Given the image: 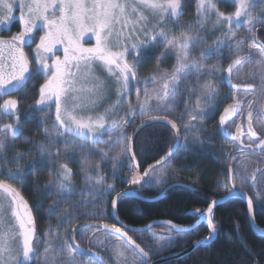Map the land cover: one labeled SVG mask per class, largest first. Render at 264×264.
<instances>
[{"label":"snow or ice","instance_id":"6c2138e0","mask_svg":"<svg viewBox=\"0 0 264 264\" xmlns=\"http://www.w3.org/2000/svg\"><path fill=\"white\" fill-rule=\"evenodd\" d=\"M229 2L235 5V11L226 14L217 7L218 0H195V19L187 22V30H180L176 34L174 29H166L163 25L169 23V18L172 24L180 25V17L185 14V9L189 6L188 0H0V25H10L14 19V12L17 10L21 24V31L8 39L0 38V97L10 96L12 92L24 89L34 76L43 75L45 81L40 85L39 99L30 107L26 119L31 118L32 108H47L51 111V106L54 104L56 135L53 136L45 128V139L49 145L62 140L65 145H71L73 149L70 155H66L67 162H61L59 149L53 151L46 145H35L39 149L38 154L28 162L25 166L26 170L22 171V166L18 163L15 171H6L5 167L0 166V175L7 177V179H0V264H24V262L33 264V261L35 264H79L73 244L69 241L75 242L77 232L89 227L102 228L109 234L106 237L107 240L117 241L113 245V252L110 253L112 264H128L127 250H121L119 243L121 240L133 250L131 264H149L152 257L159 255L160 251L177 246L176 240L181 234L194 231L191 225L184 228L172 221L163 222L168 227V232L151 233L153 242L159 247L155 250H145L128 236L124 226L117 227L116 223L82 224L72 229L70 235L61 241L59 250L64 255L57 256L55 242L47 240V237L51 235V229H49V232L44 234L46 242L41 258L38 255L39 243L36 239L33 207L24 199L19 189L8 180L23 185L29 176L47 168L49 175L55 177V181L50 180L44 185L47 190L45 198L49 195L61 197L56 204L49 206V215H54L59 205L69 202L74 194L75 186L71 183L74 173L69 163L76 162L83 171L86 186L90 184L97 186L90 189L93 196H104L107 193L111 197L110 208L113 212L118 209L120 198L124 195L123 192H116L112 184L106 188L103 187L105 180L100 172V164L87 165L88 156L85 157V162L76 161V149L83 154L85 146L68 139L69 136L89 140L93 145L92 148L87 149L89 155L99 152L102 162L109 158V152L114 143H122L121 150L111 158L115 169L116 162L121 157L127 156L129 160H135L136 157L132 150L134 136H129L126 131L129 124L135 123L136 119L141 121L136 132L156 124L170 125L174 142L168 152L155 164L149 165L143 176L133 173L131 180L125 181L136 185L147 177L146 182L150 183L154 169L162 165L171 166L170 161L175 150L181 147L179 143L181 129L185 135H190L196 130L198 124H202L219 111L217 105L213 103L220 94L213 83L215 77L221 83L226 82L236 93L228 97L233 103L225 106L219 117V126L223 134L226 137L231 136L234 141L233 152L239 151L242 154L245 149H258L264 153V137L259 136L253 126L255 120L259 128L264 130V119H261L264 117V102H261L264 101V45L257 44L256 36L257 30L264 32V10L259 13L251 11L257 4H264V0H229ZM213 14L216 18L213 28L223 30L225 36L223 39L218 38L212 45H207L201 33ZM152 18L156 19V23L149 28ZM37 21L41 23L37 24ZM225 24H227L226 28ZM197 25H199L198 28ZM233 25L236 29L242 25L245 26L247 35L238 37L233 30ZM37 29L45 30L44 35L39 37V43L36 44L35 49L25 52V47H30L34 40V30ZM170 32L173 33L171 36ZM85 33H91L95 37V44L92 47H84L80 43ZM246 40L250 41L247 48L251 51L248 52L245 50ZM57 45H63V59L55 55L54 49ZM159 46H163L165 51L158 60L156 72L143 80L145 85L152 83L157 87L152 90L145 87L143 101L139 97L141 89H137L136 106L133 107L129 103L124 109V116L130 119L111 120L109 123L106 117L119 114V109L129 95L130 84L140 83L137 68L145 59L144 54ZM223 48L231 49L228 56L224 58L230 61L226 68L202 65L201 61L213 55L223 56ZM196 49H199L198 58L193 55ZM30 55L33 57L31 62ZM129 55L135 57L132 63L127 60ZM254 55L259 56L256 64L259 65L260 71L249 76L248 79L252 82L242 80V65L251 61ZM169 56L174 57L176 61L172 71H161L160 64ZM52 57L55 58L52 59ZM48 59H51V64L46 62ZM97 68L105 70L117 85V100L105 110L104 114L78 116L75 113L96 112L105 100L103 94L105 85L95 74ZM88 80L97 83L87 89L77 86ZM234 80L241 82L234 83ZM202 81L207 82L201 83ZM187 83H194L195 87L185 88L184 92L189 98L197 96V99L191 108L188 106V101L185 102V110L181 117L188 115V121L185 123L181 119L180 125H177L176 120L169 119V116L178 107V96L182 94L181 85ZM257 86L262 91L260 101H257L255 97L246 99L245 96L240 95L255 92ZM83 92H87L92 98L85 101L81 95ZM27 94L25 92V95ZM151 101L154 103H150ZM21 102H23L22 99L8 98L0 104V120L5 116L14 118L13 122L0 124V160H8L5 152L9 146L14 145L15 139L23 134V122L18 115V105ZM254 109L256 115H254ZM245 110H247V133L249 134L247 143L241 139L245 133L239 125H235L234 119L237 116L243 117ZM39 124L42 125L43 121ZM232 125L237 127L235 134L229 131ZM203 131L204 128L201 127L200 132ZM113 132L116 133L115 137L110 136L107 141L103 140L105 134ZM24 141L28 142V137H24ZM101 142L108 145L107 150L95 147ZM191 143L203 150L204 141L199 138V135ZM182 147L188 149L189 146L184 144ZM65 151L67 154V149ZM26 155L31 153L19 152L13 160L18 162ZM228 158L234 159L232 153H229ZM135 167L138 168L139 164L137 163ZM226 170L228 182L218 183L217 187L223 186L228 196H243L246 199L248 215L254 219L257 207L264 210V167L258 166L249 173L246 165L236 163L234 166L228 165ZM92 172L97 174L94 181ZM236 180H239V185ZM165 182L166 179L159 181L161 185ZM258 182L261 184L260 189H257ZM245 186L252 191L253 195H247ZM112 193L115 195L113 196ZM81 203L85 207L89 204L96 206L92 200ZM217 204L218 201L213 199L206 211L199 208L191 210L197 214V227L200 223L206 222L209 235L204 237V240L215 239L219 234L218 225L214 220V209ZM41 207L43 204L39 203L36 210L39 211ZM71 215V211L65 212L61 219H67ZM200 217H203V220ZM81 218L106 220L107 216L103 213L85 211L76 217V219ZM71 224L72 222L69 221L70 227ZM236 227L238 229L239 225L237 224ZM150 229L151 225H147L144 230L150 231ZM173 232L177 235L173 236ZM95 235L93 233L85 239L91 241ZM56 239H60L59 234ZM196 243L200 244L201 241ZM241 244L247 247L243 239ZM77 250L83 253V250L78 249V245ZM100 264H108V261L101 257Z\"/></svg>","mask_w":264,"mask_h":264},{"label":"trees","instance_id":"16d2710c","mask_svg":"<svg viewBox=\"0 0 264 264\" xmlns=\"http://www.w3.org/2000/svg\"><path fill=\"white\" fill-rule=\"evenodd\" d=\"M188 3L189 6L185 9V14L180 17L181 22H189L195 19V0H188ZM217 7L224 13H232L235 9V5L230 3L228 0L218 1ZM215 22L216 18L213 14L212 18L207 23L205 33H201V36L205 41L206 38L210 40V38L217 36L224 38L225 34L223 33V30L213 28ZM198 27L199 25H197V28ZM224 27L226 28V24ZM180 30H187V23L182 25L177 32L179 33ZM239 30L240 31L236 29V31H238L236 33L238 37H245L247 35L246 28H241ZM217 31L219 34L216 33ZM258 38L264 44V32L261 31L258 34ZM247 41L248 40L245 41L246 44ZM206 43L208 44L209 41H206ZM164 51L165 48L163 46H159L144 54L145 59L139 66L142 78L151 76L156 72V65ZM222 52L223 56L213 55L210 58L201 61L202 65L207 67H212L214 65L217 67H222L223 64L228 61L224 59L226 57L225 53L227 51H225V53L224 51ZM193 55L198 58L199 50H194ZM132 57L135 59L134 55H132ZM256 57V55L253 56L254 60H256ZM175 63L176 61L174 57H168L163 61V63L160 64V70L171 72V67L173 68ZM252 74H254V72H251L250 76ZM244 77H246V74ZM44 81L45 77L43 75H40L39 77L34 76L32 81L29 82L24 89L17 92L18 99L23 100L18 112L20 117H22L21 121L23 122V134L18 136L14 141V145L9 146L8 150L5 152L8 160H0V166L5 167L6 171H15L17 163L22 166V171L26 170L25 166L28 164V162L34 159L38 154L39 149L35 145L43 144L48 146L49 150L53 151L59 149L61 152V156L59 157L61 162H67L66 155H70L73 151L72 146L65 145L62 140L54 145H49L45 139V128H47L49 133L53 136L56 135L54 128V105L51 106V111H49L47 108H32L30 113L31 118L26 119V114L29 113L30 107L34 105L31 104V102L35 101V98L38 94V88ZM206 82L207 81H202L201 83ZM213 83L216 87H219V90H221V92H219V101L221 104L219 110L222 111L223 100L221 93L223 92L224 86L226 84L221 83L219 79L215 77L213 78ZM146 86H151V89L157 87V85L152 83H148ZM192 87H195L194 83L181 85L180 91L182 94L178 96V107L175 109L174 113L169 116V119L176 120L177 125H180L181 119L185 123L188 121V115H183L181 117V114L184 113L185 110V102L189 100V108L195 105L197 96H192L189 98L188 94L184 92L185 88ZM225 90L229 91V88ZM135 91L136 90H132V92H129L130 96L133 98V92L135 93ZM25 92L28 94L25 95ZM139 94H141V92H139ZM225 99L227 100V95L225 96ZM1 102L2 101L0 98V104ZM150 103H154V101H151ZM184 117H186V119ZM212 118H214L213 115L211 118L203 121L202 124H198L196 130L190 135H185L183 129H181V147H178L172 156L170 161L171 166L168 167L167 165H162L154 169L150 183L146 182L148 180L146 177L144 180H142V182L136 185H131L125 182L130 180L134 171V166L127 156L121 157V159L116 162L115 169L113 168V160L111 158L121 150L123 147L122 143H114L112 150L109 152V158L102 162L99 152L89 155L87 149L93 147L89 140L77 139L75 136H69L67 138L70 140H75L77 143L83 144L85 146V151L83 154H81L79 149H76V161L85 162V157L88 156L89 159L86 161L87 165L95 166L96 164H100V172L105 180L103 187L106 188L109 184H112L115 186L116 192L130 188L136 190L142 195L154 196L161 192L165 186L171 183L182 181L184 174L198 177L196 180L199 182L201 187V196L200 194L185 190L184 186L182 185L175 184L167 189L163 198L155 201L148 202L137 200L131 197H121L118 204V209L116 210L119 219L131 226H143L155 219H168L176 223L186 224L190 220V217L186 214L187 211L194 207H205L210 201L211 197L208 196L206 192L213 190L215 180L214 178L217 173L221 181L225 176L226 163L224 162V153L229 148L230 143L222 136H219V139L215 138L216 127L215 121H212ZM37 119H39V122L43 121V124L40 125L37 123ZM10 122L12 121H10L8 116H5L2 120H0V124ZM133 126L134 124L131 123L127 127L126 131L128 135L132 131ZM201 127L204 128L203 132H200ZM115 135V132L107 133L103 136V140L107 141L110 136L115 137ZM197 135H199V138L204 141L203 150L199 146L191 143V141ZM24 137H28V142L24 141ZM215 139L218 141L216 142ZM173 142V131H171L170 127L165 124L161 123L151 127L142 128L135 135L133 143V151L136 154V159L138 161L140 170L143 171L146 166L160 158L170 148ZM184 144H188V149L182 147ZM95 147L103 150L108 149V145L103 142L96 144ZM66 149L67 154L65 151ZM19 152H30L31 155H26L23 159L16 162L13 160V158ZM215 154L219 157V166L214 161L213 155ZM9 161L13 162L10 163ZM236 163L246 165L247 171L250 173L253 172L258 166H263L261 157L252 158L250 156H243ZM69 167L72 168L74 173L71 181V183L75 186L74 194L71 196L69 202L59 205L54 215H49V206L56 204V202L59 201L61 197L49 195L47 198H45V193L47 190L45 189L44 185L50 180L55 181V177L49 175V170L47 168L39 173H34L29 176L23 185L16 183L15 181L8 180L11 184H14V186L19 189L20 193L33 207L38 238L37 241L39 243L38 255L41 258L43 256L46 242L44 234L49 232V229H51V235L47 237V240L54 241L55 245H58L60 248L61 241L69 235L71 228L76 223L87 220H96L90 218L76 219L77 216L81 215L85 211L103 213L107 216L105 221L108 223L114 221L110 208L111 197H109L107 193H105L104 196H93L90 189L96 188L97 186L95 184L86 186L84 173L77 166L76 162L69 163ZM91 176L93 181L97 178V174L95 172H92ZM0 179H7V177L0 175ZM161 179H166V182L163 183V185L159 183ZM260 188L261 184L258 182L257 189ZM247 190L250 195H253L252 191L249 189ZM112 195L114 196L115 193H112ZM200 197H202L204 201ZM89 200L94 201L96 206L89 204L87 207H85L81 203L82 201ZM39 203H42L43 207L39 208V211H37L36 209ZM68 211H71L72 215L67 219L62 220L61 217L65 212ZM214 220L218 225L219 234L211 243L198 246L188 255L179 259L167 261L162 264H257V262H259V264H264V236L254 233L251 229L247 216L246 204L242 199L230 198L222 204L217 205L214 209ZM254 220L256 225L263 229L264 210H261L259 207H257ZM69 221L72 222L71 227L69 225ZM237 224L239 225L238 229L236 227ZM57 234H59L60 239H56ZM95 234L96 235L94 239L89 242L90 246L96 251L101 252L112 264L110 253L113 252V245L116 243V241L114 239L111 241L107 240L106 237H108L109 234L105 231H97ZM133 234L136 242L140 244L141 247L145 248V250L154 249L156 247V244L153 242L152 238L145 236L144 238L138 239L135 238V233H132L131 235ZM241 239L245 241L247 247L241 244ZM119 243L121 245V250H127L126 255L128 257V264H131V259L134 255L133 250L129 248L127 244L124 243V241H120ZM75 253L77 255L79 264H87L88 261H94L96 264H99L96 259L90 256H84L77 252ZM55 254L57 256L64 255V253L60 252L59 249L55 251Z\"/></svg>","mask_w":264,"mask_h":264},{"label":"flooded vegetation","instance_id":"af4514ba","mask_svg":"<svg viewBox=\"0 0 264 264\" xmlns=\"http://www.w3.org/2000/svg\"><path fill=\"white\" fill-rule=\"evenodd\" d=\"M14 23H15V21H14ZM17 23H19V20H17ZM185 23H187V22H181L180 23V25H174V24H172L171 22H169L168 23V26H167V29L168 28H171V29H174L175 31H176V34L178 33L177 31L179 30V28H181V26L182 25H184ZM176 26V27H175ZM175 27V28H174ZM226 27H227V24H226ZM21 27L18 25L16 28H11V30H13V33H18L19 31H21V29H20ZM241 28H246L245 26H241L239 29H241ZM238 29V31H240ZM11 30H10V33H11ZM233 30L237 33L238 31H236V28H235V25H233ZM261 31L260 30H257V32H256V36H257V44L258 45H264L263 44V42L258 38V34L260 33ZM202 33H205V30L202 32ZM217 34H219V32L217 31L216 32ZM224 34H225V32H223ZM173 33H169V35L171 36ZM10 36H12V34H10V35H8V33L5 35V37H7V38H9ZM34 37H35V30H34ZM223 39V38H221V37H219V36H217V37H212V38H210V40L208 39V38H206V41H209V43L207 44V45H212L217 39ZM35 42V40H33L32 42H31V44H33ZM228 42V41H227ZM226 42V43H227ZM38 43H39V41H38ZM250 43V41H247V44L245 45V50H246V52H248V51H251V49H248L247 48V45ZM30 44V45H31ZM28 47V46H27ZM27 47H25L26 49H27ZM56 50H61V51H63V48L62 49H60V46H58L57 48H55L54 49V51H56ZM199 50V49H198ZM222 51H224V53H225V51H227L225 54H226V57L228 56V53L231 51V49H229V48H223L222 49ZM242 55H244V54H242ZM257 57H256V60H258L259 58V56L258 55H256ZM169 57H171V56H169ZM258 58V59H257ZM256 60H254V58L251 60V61H249V62H246V63H244L243 65H242V69H243V71H244V74L242 75V80H248V82H252L250 79H248L249 78V76H250V74H251V72H254V73H258L259 71H260V68H259V65H257L256 64ZM228 63H230V61L228 60L227 62H225L224 64H223V66L222 67H224V68H226L227 67V64ZM171 71H172V67H171ZM246 74V77H244V75ZM234 83H239V82H241L240 80H234L233 81ZM44 82H42V84H43ZM258 83V82H257ZM28 84V83H27ZM27 84L24 86V88L27 86ZM225 86H224V90H223V92L221 93V95H222V109L225 107V106H227L228 104H231V103H233V101L231 100V99H229L228 97H230L231 95H235L236 93L234 92V90L225 82ZM40 88V87H39ZM39 88H38V94H37V96H36V98H35V101L37 100V99H39ZM218 88V90H219V87H217ZM227 88H229V91H226L225 89H227ZM17 92L18 91H14V92H12L11 94H10V96H2V97H0L1 98V104L3 103V100L4 99H8V98H15V99H18V95H17ZM219 92H221V90H219ZM227 95V100L225 99V96ZM240 95H243V96H245L246 97V99H253V97H255L256 99H257V101H260V97H261V95H262V91H261V89L259 88V86H257V88H256V90H255V92H250V93H241ZM19 100V99H18ZM226 100V101H225ZM35 101L34 102H31V104H35ZM189 101V100H188ZM191 102H193V101H191ZM196 102V101H195ZM261 102H264V101H261ZM25 103H26V101H25ZM213 103H215L216 105H217V107L219 108L220 107V101H219V97L217 98V100H215V101H213ZM54 105V104H53ZM21 106V103H19V105H18V108ZM259 105H257V107H258ZM223 111V110H222ZM222 111H217V112H215L214 114H212L213 115V117L214 118H212V121H215V135H216V139H219V136H222L224 139H227V141H229V143H230V145H229V148L225 151V153H224V162L226 163V168H225V176L223 177V179H222V181L220 180V178H219V176H218V173H217V175L215 176V180H214V187H213V190H211V191H207L206 192V194L208 195V196H210L211 197V199H210V201L211 200H213V199H216L217 197H220L221 195H224L226 192H225V189H224V187L223 186H221V187H217V185H218V183H220V184H223V183H227L228 182V176H227V166L228 165H235L236 164V162L241 158V157H243V156H250V157H252V158H259V157H261V162H262V164H263V166L262 167H264V153H261L258 149L257 150H247V149H245L244 150V152L241 154L239 151H236V152H233V149H234V147H235V145H234V141H233V139H232V137L231 136H225L224 134H223V131H222V129L220 128V126H219V117H220V114L222 113ZM254 111V115H256V110L254 109L253 110ZM54 113H55V105H54ZM18 115H19V113H18ZM215 115V116H214ZM20 116V115H19ZM7 117V116H6ZM9 117V116H8ZM10 118V121H12L13 122V120H14V118L13 117H9ZM185 119H186V117H184ZM20 119H22V117H20ZM207 119H209V118H207ZM235 119V125H239L240 126V128L244 131V133H245V135L244 136H242L241 137V139L242 140H244V142L245 143H247L248 142V133H247V110H245V113H244V116L243 117H240V116H237V117H235L234 118ZM261 119H264V117H261ZM37 123H39V119H37ZM235 125H232V126H230V128H229V131L230 132H232L233 134H235V133H237V127L235 126ZM253 126H254V128H255V130L257 131V133H258V135L259 136H262V137H264V130H261L260 128H259V126L256 124V122H255V120H254V122H253ZM215 139V141L217 142L218 140H216ZM255 139V138H254ZM180 141H181V135H180ZM257 143H258V141H257ZM229 153H232V156L234 157V159H229L228 158V155H229ZM213 157H214V161L218 164V166H219V162H220V160H219V157L215 154V155H213ZM228 160V161H227ZM235 162V163H234ZM250 173V172H249ZM195 176H191V175H187V174H184L183 175V180L182 181H180V183L184 186V189L185 190H189V191H191V192H194V193H197V194H200V196L202 195V193H201V187H200V185H199V182L196 180L198 177H195ZM10 183V182H9ZM236 183H237V185H239V180H236ZM248 187L247 186H245V192L248 194V195H250V193L248 192ZM22 195V194H21ZM23 196V195H22ZM24 197V196H23ZM25 198V197H24ZM203 201H204V199L202 198V197H200ZM210 201L208 202V204L210 203ZM29 203V202H28ZM208 204L205 206V207H194V208H191L189 211H187L186 212V214L190 217V220H189V222L188 223H186V224H180V223H178L179 225H182V226H189V225H191V226H193L195 223V227H193L194 228V231H191V232H187V233H184V234H181V236H180V238H178L177 240H176V245L177 246H175V247H172V248H170V249H165V250H162V251H160V253H159V255H157V256H153L152 257V259L149 261V264L151 263V261L153 260V259H155L156 257H158V256H161V255H165V254H169V253H171V252H175V251H181V250H183V249H186L187 247H189L190 245H192L194 242H196V241H202V242H206L207 240H204V237H206L207 236V229H206V227H205V224H204V222L203 223H200L199 224V226L197 227L196 225H197V214L196 213H194V212H192L191 210L192 209H196V208H199V209H203V210H205L206 209V207L208 206ZM33 214H34V212H33ZM35 216V215H34ZM201 219L203 218V217H200ZM114 220V219H113ZM156 220V219H155ZM157 220H168V219H157ZM170 221V220H169ZM82 222H100V223H107V224H109V225H111V224H113V223H116L115 222V220L113 221V222H111V223H108L107 221H105V220H87V221H81V222H79V223H82ZM79 223H76L73 227H75L77 224H79ZM73 227L71 228V230L73 229ZM167 226H166V224L165 223H161V224H158V225H154V226H152L151 227V229L153 230L154 229V231H155V233H157V234H160V233H166V232H168V229L166 228ZM70 230V231H71ZM97 231H103L102 230V228L101 229H98V228H95V227H89V228H86V229H84L83 231H78L77 232V234H76V237H75V243H76V245H78L79 247H81V248H89V249H93V250H95L94 248H92L91 246H90V240H88V239H85V237H88V236H91L93 233H96ZM148 231L149 230H147V231H144V232H140V233H142V234H140V233H135V232H129V231H127V233H128V236H130L133 240H135L134 239V234L133 235H131L132 233H135L136 234V237L135 238H138V239H141V238H144L145 236H148V237H150V238H152L151 237V235L150 234H148ZM204 234V235H203ZM177 234L175 233V232H173V236H176ZM36 239L38 240V238H37V230H36ZM121 241H123V240H121ZM136 241V240H135ZM69 243H71L70 241H69ZM161 243H163V241H161ZM199 246H201V245H199ZM157 247H159V245L158 244H156V247L153 249V250H155ZM197 248V247H196ZM195 248V249H196ZM194 249V250H195ZM73 250L75 251V252H77V253H79V254H82V255H84V256H90V257H92L91 255H88V254H85V253H81V252H79V251H77V249L73 246ZM96 251V250H95ZM99 252V251H98ZM184 257V256H183ZM182 258V257H181ZM21 259H22V256H21ZM108 259V258H107ZM179 259V258H178ZM174 260V259H173ZM170 261V260H169ZM167 262V261H166ZM165 263V262H164ZM24 264H28V262H24ZM33 264H35L34 263V261H33ZM111 264V263H110ZM162 264V263H161Z\"/></svg>","mask_w":264,"mask_h":264},{"label":"rangeland","instance_id":"374dc122","mask_svg":"<svg viewBox=\"0 0 264 264\" xmlns=\"http://www.w3.org/2000/svg\"><path fill=\"white\" fill-rule=\"evenodd\" d=\"M220 1V0H218ZM226 1V0H223ZM229 1V0H228ZM262 10H264V4H257L255 7H253L251 9L252 12L254 13H259ZM235 11V9H234ZM233 11V12H234ZM232 12V13H233ZM227 14V13H226ZM171 19V18H169ZM17 20H19V11H15L14 12V19L11 22L10 25H0V38H4V39H8L7 37H5V35L8 33V35L10 34H15L13 33V30H11V28H16L18 25L21 27L20 22L17 23ZM15 21V23H14ZM41 23L40 21H37V24ZM156 23V19L152 18V23L148 25L149 28H151L154 24ZM168 23L163 25L164 28L167 29ZM21 29V28H20ZM11 30V33H10ZM44 31L43 29H37L35 30V42L33 44L30 45V47L26 46L27 49L25 48V52H30L31 50L35 49L36 44H38L39 41V37L41 35H44ZM80 43L84 46V47H92L95 44V37L91 34V33H85L83 37H81L80 39ZM60 46V49L63 48V45H57L56 48ZM7 55V53H5ZM55 55L59 56L61 59H63V51L61 50H56L55 51ZM55 57H52V59H54ZM30 62L32 61L33 57L30 55L29 56ZM127 60L129 63H132L134 61V58L132 57V55L127 56ZM47 63L51 64V59H48L46 61ZM34 66V65H33ZM137 72L139 75V79H140V83H133L130 84V88H129V92H132V90H137V89H141V94H139L140 100L143 101L145 99V93L143 91V89L145 87H147L149 90L151 89V86H146L143 83V80L147 77L142 78L141 77V73L139 70V67L137 68ZM96 76H98L100 78V81H102L105 85V91H104V96H105V100L101 103V105L97 108L96 112H80V113H75L78 116H88V115H96V114H104L106 109H109L113 104H115L116 100H117V96H116V87L117 85L112 81V79L108 76L107 72L105 70L99 69L97 68L96 70ZM50 75V74H49ZM149 77V76H148ZM96 81H92V80H88L86 82H84L83 84L77 85L78 87H83V88H92L94 86V84H96ZM81 95L84 97L85 101L91 99L92 97L89 96V94L87 92H83L81 93ZM133 96L129 95L127 96L125 103L121 106V108L119 109V114L117 115H112L109 117H106V119L108 120V122L110 123L111 120H124V119H130V117H126L124 116V109L127 107V105L130 103L133 107L136 106V102H137V91H135V93L133 92ZM134 99V100H133ZM139 121V119H136L135 122ZM134 124V123H133ZM9 182V181H8ZM168 229V227H166ZM151 233H155L154 229H150V231H148V234L151 235ZM120 242V241H119ZM117 243V241H116ZM17 250H19V246L17 245ZM59 247L58 245H55V250H58ZM167 249V248H165ZM164 249V250H165ZM96 264L94 261H88L87 264Z\"/></svg>","mask_w":264,"mask_h":264},{"label":"water","instance_id":"95a60500","mask_svg":"<svg viewBox=\"0 0 264 264\" xmlns=\"http://www.w3.org/2000/svg\"><path fill=\"white\" fill-rule=\"evenodd\" d=\"M140 123H141V121H138V122L134 125L133 130L130 132L129 136H134V138H135V135L138 133V132H136V129H137V126L140 125ZM162 124H163V123H162ZM165 125H167V124H165ZM167 126L170 127V125H167ZM140 130H141V129H140ZM140 130H139V131H140ZM133 143H134V139H133V141H132V150H133V146H134ZM179 143H180V137H179ZM168 150H169V149H168ZM168 150H167V151H166L161 157H163V156L168 152ZM175 151H176V150H175ZM161 157H160V158H161ZM160 158H158L157 160H160ZM157 160H155L154 162H152V163L149 164V165H153V164H155V162H156ZM131 162H132V164H133V166H134V171H133V173H136V174L139 175V176H143L145 170L148 169V166H149V165L146 166V168H145L143 171H141V170H140V167H138V168L135 167V165L138 163L136 157H135V160H131ZM133 173H132V175H133ZM132 175H131V178H132ZM131 178H130V180H131ZM145 178H146V177H145ZM141 182H142V180H141ZM175 184H178V183H171V184L165 186V187L161 190V192H159L158 194H156V195H154V196H145V195H142V194L138 193L136 190H134V189H130V188H127V189L122 190V191H120V192H123V193H124V195H123L122 197H131V198H134V199H137V200L148 201V202H150V201H155V200H158V199L163 198V196H164L165 192L167 191V189H169L170 187H172V186L175 185ZM247 195H248V194H247ZM230 198H232V196H228V195H226V193H225L224 195H222V196H220V197H217L215 200L218 201V204H217V205H219V204H222L223 202L227 201V200L230 199ZM236 198H240V199H242V200L245 202V204H246V199H245L243 196H241V197H236ZM24 199H25V198H24ZM207 208H208V206L206 207L205 211L207 210ZM246 209H247V204H246ZM111 214H112V217H113V219L115 220V222H116V224H117V227L124 226V230H125V231L135 232V233H140V232L147 231V230H144V229H145V226H147V225H151V227H152V226H154V225H158V224H161V223H163V222H166V220H152V221L148 222L147 224H145V225H143V226H131V225H128V224L124 223L123 221H121V220L119 219V217L117 216V212H116V211L113 212V211L111 210ZM247 216H248L249 224H250L251 229L253 230V232L256 233V234H258V235H260V236H264V232H261V229H260V227H258V226L256 225L255 220H254V219H251V218L249 217L248 212H247ZM200 219H201V218H200ZM201 220H203V218H202ZM167 221H169V220H167ZM172 222H173L174 224H176V225H179L178 223H176V222H174V221H172ZM82 224H88V225L101 224V225H102V224H104V223H100V222H82V223L77 224L75 227H73V229H74V228H77L79 225H82ZM195 224H196V223H195ZM195 224H194L192 227H195ZM204 224H205V227H206V222H204ZM179 226H182V225H179ZM182 227L187 228V226H182ZM206 229H207V234L209 235V229H208L207 227H206ZM71 231H72V230H71ZM70 233H71V232H70ZM213 240H214V239H212V240H208V241H206V242H202V241H201L200 244H197L196 242H194L192 245H190L189 247H187L186 249H183V250H181V251H175V252H171V253H169V254H165V255L158 256V257H156L155 259H153V260L151 261L150 264H161V263H164V262L169 261V260H173V259L181 258V257H183V256L188 255L190 252H192V251H193L196 247H198L199 245H206V244H209V243H211ZM70 242H71V243L73 244V246L77 249V245H76V243H75V242H72V241H70ZM78 249L83 250V253H85V254H88V255L93 256L94 258H96V259L99 261V263H100V258H101V257H103L104 260L108 261V259H107L103 254H101V253H99V252H97V251H95V250H93V249H89V248H81V247H79V246H78ZM77 251H78V250H77ZM79 252H80V251H79ZM108 264H110L109 261H108Z\"/></svg>","mask_w":264,"mask_h":264},{"label":"bare ground","instance_id":"6f19581e","mask_svg":"<svg viewBox=\"0 0 264 264\" xmlns=\"http://www.w3.org/2000/svg\"><path fill=\"white\" fill-rule=\"evenodd\" d=\"M261 229V232H264V229L260 228Z\"/></svg>","mask_w":264,"mask_h":264}]
</instances>
